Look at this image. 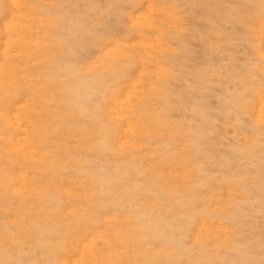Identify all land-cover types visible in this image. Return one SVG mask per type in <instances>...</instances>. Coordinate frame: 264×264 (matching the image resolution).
I'll return each mask as SVG.
<instances>
[{
    "label": "rangeland",
    "instance_id": "374dc122",
    "mask_svg": "<svg viewBox=\"0 0 264 264\" xmlns=\"http://www.w3.org/2000/svg\"><path fill=\"white\" fill-rule=\"evenodd\" d=\"M0 264H264V0H0Z\"/></svg>",
    "mask_w": 264,
    "mask_h": 264
}]
</instances>
